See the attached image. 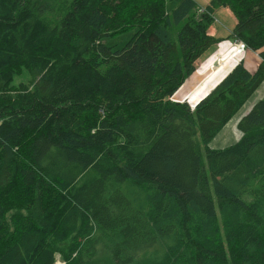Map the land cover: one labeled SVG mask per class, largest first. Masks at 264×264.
<instances>
[{"label": "trees", "instance_id": "trees-1", "mask_svg": "<svg viewBox=\"0 0 264 264\" xmlns=\"http://www.w3.org/2000/svg\"><path fill=\"white\" fill-rule=\"evenodd\" d=\"M110 2L0 0V264H264V97L209 147L264 83V0ZM220 8L260 64L192 108Z\"/></svg>", "mask_w": 264, "mask_h": 264}, {"label": "rangeland", "instance_id": "rangeland-1", "mask_svg": "<svg viewBox=\"0 0 264 264\" xmlns=\"http://www.w3.org/2000/svg\"><path fill=\"white\" fill-rule=\"evenodd\" d=\"M60 1L61 4H63L67 0ZM109 1L111 2L108 4V6L112 7L117 3L118 0ZM196 1L198 2V6L206 9L209 0ZM107 12H109V10H107ZM230 13L226 9L222 12V15L217 13V19L214 18L215 20L212 21V24L217 27L218 31H216L213 27L209 29L210 35H213L217 39H221V41L216 43L217 45L214 44L216 46L212 48V50L215 49L214 52H212L214 56L210 54L211 52H208L201 59L203 61L202 71L197 72L194 78L192 75L189 77L186 85L180 88L181 92L178 94L176 93V97L173 98L175 101L187 102L192 108H195L207 96L208 92L210 90L212 91L241 61L250 72L254 73L257 70L259 52L247 50L242 41L239 42L238 39H232L236 20L235 17L231 15L232 13ZM136 31V28H129L123 33L106 39L105 43L114 46L116 49H121L127 44V42H129V40H131ZM240 43L242 45H240ZM22 81L24 80L21 78L16 82L19 84ZM261 97H264V83L253 95V98L251 97L248 104H246L232 118L230 123L209 144V147L212 149H220L231 146L238 142L239 138L242 136V132H240L238 129L239 118L249 113V111L252 109V106ZM54 264H66V262L58 253L56 262Z\"/></svg>", "mask_w": 264, "mask_h": 264}, {"label": "crops", "instance_id": "crops-1", "mask_svg": "<svg viewBox=\"0 0 264 264\" xmlns=\"http://www.w3.org/2000/svg\"><path fill=\"white\" fill-rule=\"evenodd\" d=\"M209 1H210V0H209ZM209 1H208V3H209ZM224 10H225V9L220 8V10H218V12L216 11V12H215L216 14H215V16H214L215 19H217V13L220 14V15H222V12H223ZM234 26H235V25H234ZM212 27H213L216 31H218L217 27H215L214 25H213ZM233 42H234V41H233ZM216 45H217V44H216ZM216 45H214V46H216ZM214 46H212V47H211V48H210V49H209V50H208V51L202 56V58H203L208 52H211L210 54L214 56V54H212V52H214V50H215V49L212 50V48H213ZM202 58H201V59H202ZM201 59L198 60V62H197V64H196V70H195V72L192 74V77H193V78H194V76H195V74H196L197 72L202 71V67H203V64H202V63H203V61H202ZM199 64H200V65H199ZM259 64H260V57H259V55H258L257 67H258ZM232 70H233V69H232ZM232 70H231V71H232ZM231 71H230V72H231ZM188 79H189V78H188ZM188 79H187V80H188ZM187 80H186V82H185L184 85H186ZM220 81H221V80H220ZM184 85H183V86H184ZM183 86H182V87H183ZM210 91H211V90H210ZM210 91L208 92V94L210 93ZM180 92H181V90H180L179 92H177V94L180 93ZM208 94H207V95H208ZM175 97H176V94L173 96V98H175Z\"/></svg>", "mask_w": 264, "mask_h": 264}, {"label": "built area", "instance_id": "built-area-1", "mask_svg": "<svg viewBox=\"0 0 264 264\" xmlns=\"http://www.w3.org/2000/svg\"><path fill=\"white\" fill-rule=\"evenodd\" d=\"M240 45H242L241 43H240ZM60 263V262H59Z\"/></svg>", "mask_w": 264, "mask_h": 264}, {"label": "clouds", "instance_id": "clouds-1", "mask_svg": "<svg viewBox=\"0 0 264 264\" xmlns=\"http://www.w3.org/2000/svg\"><path fill=\"white\" fill-rule=\"evenodd\" d=\"M239 42H241V41H239Z\"/></svg>", "mask_w": 264, "mask_h": 264}]
</instances>
